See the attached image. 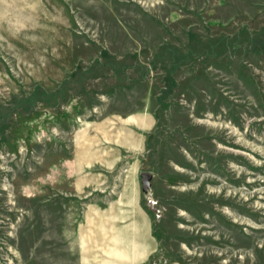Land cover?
I'll return each instance as SVG.
<instances>
[{
    "label": "rangeland",
    "instance_id": "rangeland-1",
    "mask_svg": "<svg viewBox=\"0 0 264 264\" xmlns=\"http://www.w3.org/2000/svg\"><path fill=\"white\" fill-rule=\"evenodd\" d=\"M134 197L145 264H264V0H0V264Z\"/></svg>",
    "mask_w": 264,
    "mask_h": 264
},
{
    "label": "crops",
    "instance_id": "crops-1",
    "mask_svg": "<svg viewBox=\"0 0 264 264\" xmlns=\"http://www.w3.org/2000/svg\"><path fill=\"white\" fill-rule=\"evenodd\" d=\"M147 215L137 197L89 204L74 229L79 263L145 264L155 251Z\"/></svg>",
    "mask_w": 264,
    "mask_h": 264
},
{
    "label": "water",
    "instance_id": "water-1",
    "mask_svg": "<svg viewBox=\"0 0 264 264\" xmlns=\"http://www.w3.org/2000/svg\"><path fill=\"white\" fill-rule=\"evenodd\" d=\"M142 188L145 194L149 192L152 185L153 174L149 171H143L141 173Z\"/></svg>",
    "mask_w": 264,
    "mask_h": 264
},
{
    "label": "bare ground",
    "instance_id": "bare-ground-1",
    "mask_svg": "<svg viewBox=\"0 0 264 264\" xmlns=\"http://www.w3.org/2000/svg\"><path fill=\"white\" fill-rule=\"evenodd\" d=\"M151 195V194H150Z\"/></svg>",
    "mask_w": 264,
    "mask_h": 264
}]
</instances>
